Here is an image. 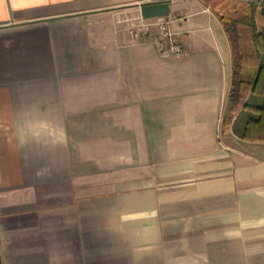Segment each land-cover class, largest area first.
Segmentation results:
<instances>
[{"label": "crops", "instance_id": "1", "mask_svg": "<svg viewBox=\"0 0 264 264\" xmlns=\"http://www.w3.org/2000/svg\"><path fill=\"white\" fill-rule=\"evenodd\" d=\"M160 0H0V264H264V143L228 128L218 14L171 0L188 50L124 21ZM261 104V99H251Z\"/></svg>", "mask_w": 264, "mask_h": 264}, {"label": "trees", "instance_id": "2", "mask_svg": "<svg viewBox=\"0 0 264 264\" xmlns=\"http://www.w3.org/2000/svg\"><path fill=\"white\" fill-rule=\"evenodd\" d=\"M219 16L229 37L233 57L232 108L254 114L242 138L264 143V1L202 0ZM261 99L262 103L251 102ZM231 119L225 118L227 129Z\"/></svg>", "mask_w": 264, "mask_h": 264}, {"label": "built area", "instance_id": "3", "mask_svg": "<svg viewBox=\"0 0 264 264\" xmlns=\"http://www.w3.org/2000/svg\"><path fill=\"white\" fill-rule=\"evenodd\" d=\"M124 21L128 23L127 34L130 43L137 42L147 34L151 27L158 31L154 37L158 52L166 58L180 59L187 55L188 50L177 32L171 29L170 18L159 16L144 18L141 11L128 16Z\"/></svg>", "mask_w": 264, "mask_h": 264}, {"label": "water", "instance_id": "4", "mask_svg": "<svg viewBox=\"0 0 264 264\" xmlns=\"http://www.w3.org/2000/svg\"><path fill=\"white\" fill-rule=\"evenodd\" d=\"M264 1V0H254ZM171 0H160L142 3L140 5L141 14L144 18L166 16L170 13Z\"/></svg>", "mask_w": 264, "mask_h": 264}, {"label": "rangeland", "instance_id": "5", "mask_svg": "<svg viewBox=\"0 0 264 264\" xmlns=\"http://www.w3.org/2000/svg\"><path fill=\"white\" fill-rule=\"evenodd\" d=\"M231 108H232V104H231ZM240 108H232L231 109V112L229 113V115L227 116V117H225V118H227V119H231V121H232V118H233V116L238 112V110H239ZM225 120V119H224ZM230 125V124H229Z\"/></svg>", "mask_w": 264, "mask_h": 264}]
</instances>
